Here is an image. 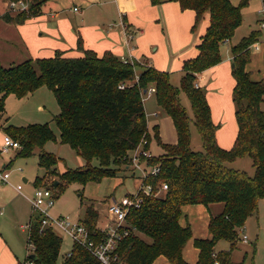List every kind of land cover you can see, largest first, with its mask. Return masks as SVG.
Returning a JSON list of instances; mask_svg holds the SVG:
<instances>
[{
    "label": "trees",
    "instance_id": "1",
    "mask_svg": "<svg viewBox=\"0 0 264 264\" xmlns=\"http://www.w3.org/2000/svg\"><path fill=\"white\" fill-rule=\"evenodd\" d=\"M45 1L33 0L29 10L16 14L7 12L1 18L6 23H24L39 15L40 5ZM175 1L183 9L195 10L196 26L210 14V25L199 45L200 53L184 63L181 81V89L191 103L194 125L201 135L202 150L192 148L191 117L181 103L180 89L172 84L167 72L138 62H124L111 52L99 57L93 50L85 49L81 39L78 48L84 52L83 57L57 54L50 58L27 59L9 67L0 65V116L4 115L8 96L22 99L41 87L51 90L60 106V112L54 117L60 129L59 141L86 161L82 167L56 174L70 183L86 185L116 176L121 166L130 168L128 155L142 140L146 139L144 147L150 149L143 94L150 86H155L158 105L174 121L178 143L163 144L158 127L154 126V136L165 153L147 160L148 165H159L161 170L156 176L142 178V182L151 185L155 193L162 185L165 194L158 197L155 193L148 195L139 191L142 202L139 207L130 208L127 215L135 232L120 243L119 254L128 264H152L160 255L173 264H188L182 252L192 234L190 227L179 223L182 206L223 203V211L210 222L212 239L196 241L200 248L198 264H214L218 259L231 264L238 229L249 216L257 213L258 202L264 199V110L261 109L264 80H252L246 71L251 47L259 41L261 32L253 30L231 47L239 134L233 148L225 150L217 143L218 127L212 121L206 92L197 85V79L202 71L222 60L221 46L231 40L242 24V9L249 0H241L238 5L232 0ZM152 2L158 4L160 0ZM4 133L20 143L18 157L30 156L40 148L39 165L47 172H56L60 158L44 150L49 141H57L48 123L7 125ZM244 156L252 158L255 167L252 177L227 165ZM94 159L99 161L98 165H93ZM98 218L94 206L88 205L82 221L91 232L102 236L96 227ZM28 231L32 254H35L29 263L56 264L61 237L52 228L41 230L38 218L31 222ZM220 240L230 242L231 249L219 252L215 259L214 247ZM71 251L72 255L67 256L63 264H98L81 245L73 244Z\"/></svg>",
    "mask_w": 264,
    "mask_h": 264
},
{
    "label": "crops",
    "instance_id": "2",
    "mask_svg": "<svg viewBox=\"0 0 264 264\" xmlns=\"http://www.w3.org/2000/svg\"><path fill=\"white\" fill-rule=\"evenodd\" d=\"M8 1L0 0V14L2 13L0 15V44H3V49L6 51L3 55L0 52V65L3 63L2 58L5 57L13 63H21L27 59L50 58L57 54H62L64 57H83L84 52L78 48V42L81 39L83 47L93 50L99 57H102L106 52H111L122 60L145 63L165 71L171 80L173 76H183L184 63L199 55V45L210 25L209 13L196 26L195 10L183 9L181 4L175 0H160L158 4H154L152 0H46L40 5L39 15L27 19L24 23L13 24L6 23L1 18L7 12L12 14L20 12L10 11ZM228 42L231 43V40ZM258 43L259 49L252 45L251 60L246 65V71L250 73L251 79L254 81L264 80V40L261 44L260 40ZM232 46V44L228 47L221 46L222 60L202 71L197 79V85L206 92L212 121L218 127L216 131L217 143L225 150L233 148L239 134L236 104L233 98L236 79L233 75ZM254 50L257 52H253ZM145 60H148L149 63ZM154 113H156L155 116L159 114L156 111L153 112V115ZM193 119L194 115L191 117V123L194 124ZM147 120L150 131L148 113ZM162 120L160 123H155L153 127L158 126L163 144L176 145L178 135L172 117L165 114ZM164 121L170 123L171 134L170 132L166 133ZM4 126H7V123ZM4 126H2L3 130ZM153 131L150 133L153 134ZM191 134H193L192 126ZM158 145L163 148L160 143ZM163 150L165 151L164 148ZM17 151L19 150L17 149ZM150 151L152 152V140ZM11 163L12 160L8 164H3V167L5 168ZM140 178L142 181V175ZM23 179L25 182L29 181L26 177ZM140 187L141 185L136 191ZM157 193L158 197L163 196L165 194L164 187L157 189ZM32 197H28V199ZM91 205L99 213V223L102 216H107L105 222L109 219L110 207L106 209L108 211L106 214L99 207ZM223 208V203L209 205L195 203L182 206L179 223L182 227H190L192 234L182 252L183 258L188 264L199 263L200 248L196 241L212 239L211 219L220 214ZM83 219L79 218L78 220L82 221ZM10 221L9 218L0 221V264H31L29 259L32 251L28 254L29 251L27 252L12 234L13 223L11 224ZM245 225L243 229H245ZM221 241L223 240L218 241L215 245L213 254L219 253V251L217 253L215 251ZM230 249L231 246L229 249H222V251H230ZM230 259H232V251ZM219 262L223 264L222 261ZM152 264L173 263L166 256L160 255Z\"/></svg>",
    "mask_w": 264,
    "mask_h": 264
},
{
    "label": "rangeland",
    "instance_id": "3",
    "mask_svg": "<svg viewBox=\"0 0 264 264\" xmlns=\"http://www.w3.org/2000/svg\"><path fill=\"white\" fill-rule=\"evenodd\" d=\"M232 1L234 4L238 5L241 0ZM263 8L264 0H249L248 4L242 9L243 22L236 29L231 38V43L226 42V44L224 43L222 46L228 47L230 44H237L253 30L261 32V38H259L261 44L264 40V28L260 25L261 19L264 17L261 11ZM0 15H2V13ZM0 52L1 55L6 52L3 49V44H0ZM253 52L257 51L254 50ZM1 61L4 67L18 64V62H10L7 57L2 58ZM145 62L149 63L148 60H145ZM139 70L138 68L137 71ZM180 76L181 75L173 76L171 82L175 87L180 89L181 103L186 107L190 116L193 117L190 100L181 89V81L184 74ZM143 97L145 109L150 121V131L148 128L150 133L154 129L153 125L163 121L162 118L166 113L158 106L156 94H143ZM261 109L264 110V102L261 104ZM155 111L159 112L157 116H155L156 113L153 115ZM59 112L60 106L53 92L47 87H42L34 94L24 99H19L14 95H10L6 100L4 115L0 116V150L3 144V137L5 136L2 126L6 123L7 125L16 127L35 123H48L57 136V141H49L44 147L45 151L52 152L60 158L55 167L56 172H47L45 168L39 165L40 148H36L33 154L26 157L16 156V153L19 152L17 149L2 154L0 151V172H10L11 175L8 181H4L0 177V221L7 218L11 220L10 223H13L12 234L20 241L25 250H27V252L29 251L28 254L31 253L30 251H32L33 248L28 240L29 231L24 227L30 225L31 222L38 217V214L34 212L28 199V197L33 196L35 186H44L52 190L55 196V205L51 208L50 213L53 217L70 216L73 220H78L79 218H84L86 208L91 204L99 207L103 213L107 214L108 211L106 209H108V207L111 208L115 202L112 198L115 197L116 201H121L126 195L135 194L142 183L140 178L141 172L139 170L133 168L123 169L124 166H121L123 168L119 170L116 176L106 177L101 182H90L83 185L78 182L70 183L61 179L56 173H63L68 169L82 167L85 165L86 161L69 145L59 141L60 129L54 120V117ZM164 124L166 133L169 134L170 132L171 134L172 128L170 123L164 121ZM191 126L193 129L192 148L194 150H202L201 135L196 127H194L195 125L193 123H191ZM154 134V131L153 134L150 133L152 154L158 157L162 153H165V151L163 148L159 147L158 140ZM159 143L161 144V142ZM10 160H12V163L4 168L3 164H8ZM98 164L99 161L94 159L93 165ZM227 165L244 171L251 177L255 174V167L253 166L252 158L249 156L239 158L234 162L227 163ZM23 177L28 178L29 181L25 182ZM37 179H39V182L35 185ZM58 181L60 182L59 186L55 185V182ZM19 185L23 188L21 191L17 189ZM158 188L163 189V186L159 185ZM155 194L157 196L158 193L156 192ZM105 217L102 216L100 223L97 221V228L99 226H104ZM245 224V229L241 231L243 226L238 229L236 246L232 250L231 264H264V199L259 200L257 213L249 216ZM54 232L62 239L61 251L56 264H63L65 258L72 250L74 242L64 230L54 227ZM243 235L248 236L249 240L247 242L243 241ZM230 246V242L223 240L217 245L215 252H220L222 249H229ZM215 259H217V256Z\"/></svg>",
    "mask_w": 264,
    "mask_h": 264
},
{
    "label": "built area",
    "instance_id": "4",
    "mask_svg": "<svg viewBox=\"0 0 264 264\" xmlns=\"http://www.w3.org/2000/svg\"><path fill=\"white\" fill-rule=\"evenodd\" d=\"M32 2L31 0H9L8 7L10 11H27L29 10ZM76 10H78L76 8ZM264 14V8L261 10ZM260 25L264 28V17L261 19ZM256 49H259V43L256 42L253 45ZM124 62H130L124 60ZM121 87H124L121 85ZM156 92L155 86H150L144 94H154ZM144 99V98H143ZM3 144L1 147V154L8 153L13 149H20V143L13 139L10 135L5 134L3 137ZM147 144L146 139L131 151L128 155L130 162V168H134L141 172L143 180L149 175L156 176L159 174L161 167L159 165H148L147 160L151 158L152 152L150 149L145 148ZM145 159V160H144ZM10 173L0 172V177L4 181H8ZM162 186V185H161ZM19 191L22 190V186H17ZM159 189V188H157ZM139 191L146 194H152L154 188L145 184L144 181L141 184L139 190L133 196H126L121 201H116L111 206V213L108 221L104 226L98 227L99 233L102 236L91 232V230L83 223V221L73 220L70 216L53 217L50 213L51 208L55 205V196L51 189L39 186L35 188L34 195L29 198L32 208L35 213L38 214V219L41 221V230L44 229H58L64 230L73 240L74 244L85 247L98 261V264H128L122 256L119 254L120 243L134 232L133 226L128 221V212L132 207H139L142 198L139 196ZM157 192V191H156ZM29 230L30 225L25 226ZM243 228H241V231ZM249 240L247 235H243V241ZM72 255V251L68 256ZM216 258V254L213 255ZM214 264H220L218 260Z\"/></svg>",
    "mask_w": 264,
    "mask_h": 264
},
{
    "label": "water",
    "instance_id": "5",
    "mask_svg": "<svg viewBox=\"0 0 264 264\" xmlns=\"http://www.w3.org/2000/svg\"><path fill=\"white\" fill-rule=\"evenodd\" d=\"M57 184H58V182L55 183V185H57ZM34 257H35V254H32L31 258H34Z\"/></svg>",
    "mask_w": 264,
    "mask_h": 264
}]
</instances>
